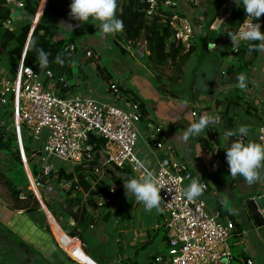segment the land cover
Segmentation results:
<instances>
[{"label":"crops","instance_id":"obj_1","mask_svg":"<svg viewBox=\"0 0 264 264\" xmlns=\"http://www.w3.org/2000/svg\"><path fill=\"white\" fill-rule=\"evenodd\" d=\"M67 1L39 0L35 12L37 22L46 13L52 18L55 17L56 21L59 18L63 20L61 10L66 8ZM197 1L199 3L197 9L183 4L181 11L189 16L201 19L200 21L207 26L209 15L205 5L211 3L213 4V8H211L217 9L222 0ZM232 1L234 2V0H225L227 3ZM214 21L215 18L212 24H214ZM68 25L66 24V27ZM64 26L62 25V27ZM32 31L33 28L29 35ZM227 31L228 21L227 24L222 25L218 33L225 36ZM212 34H216L215 31ZM107 37L109 36L102 35L94 39L90 37V41H87L89 44L85 47L82 46V48L89 49L94 54L93 60L85 63L86 56H89L85 53L86 56H84V61L81 64L82 68L84 66L91 68L105 79V95L100 100L92 98L95 93L91 92L89 94L82 87L86 81L81 72H79L75 81L77 87L74 95H86L85 97H90L100 103L111 102L113 100L108 93L107 82L114 79L121 87L114 102L117 103L118 107L127 110L129 105L134 102L132 95L135 94L134 96L137 99L135 102H138L139 105L142 104L145 111V116L141 111V120L137 124L138 140L134 151L137 160L145 164L155 174L157 166L166 156V152L163 149L155 148L154 142L161 140L172 146L176 151V155L187 163L192 174L200 177L203 183L207 185V189L198 198L205 201L210 212L218 215L217 220L219 222L224 223L229 219L237 227L231 237L233 241L230 242L233 254L230 264H247L246 261L250 259L253 264H264V226L255 227L250 217L241 208V202L244 199L253 198L258 193L264 195V170L261 171V179L252 185L245 183L242 177L234 179L230 176L224 150L237 137H226L224 135L225 129L222 125V116L214 108V101L221 94H227L233 99L239 100L230 110L234 122L232 129L235 130L241 125L248 126L250 131L248 136L244 137V142L258 143L259 100L264 99V51L257 50L253 63L246 71L241 72V75L246 77L244 88L238 86L237 78L240 75H231L228 78L220 76L224 69L223 66H226V62H220L222 69L217 72L215 78L206 83L207 86L203 89H197L196 85L191 90L193 91L192 94L187 96L185 94L180 95L171 89V87L179 86L180 81L178 84L170 85L173 82L171 75L166 76L164 79L163 74L158 72V69L148 70L147 63L141 58L144 52L147 53L145 42H141V45L137 43L135 46H126L125 51L130 50L132 54L130 56L136 62L135 64L125 65V68L128 69L123 76L126 77L124 79L127 80V83L120 85L121 72L117 68H113L114 74L112 75L107 73L106 70H102L100 65L96 63L102 55L100 49L103 47V41H108L107 44H110L111 38L108 40ZM83 42L84 40L81 39L80 44H83ZM199 48H202V42L200 41L197 42V46L191 53L189 62L194 59V53ZM214 50L222 55L224 48L219 46ZM246 53L248 51L244 55ZM249 56L250 53H248ZM17 64L14 66H17ZM2 66L4 71L9 73L10 66L4 63ZM162 66L164 65L158 67ZM186 72L187 69H184L183 76ZM200 75H203V73ZM157 76H160V81ZM85 77L87 78V76ZM159 82L163 85L164 90L161 89ZM128 90H132L134 94H128ZM194 111L198 112V116L197 114L193 116ZM199 112H201V115L212 116L213 120L201 137L183 141L181 137L184 130L190 123L199 120ZM11 116V124H13V131L16 134L21 152L22 168L25 171V175H16L18 178L17 188L23 190L20 197L22 199L25 196V191L33 190V194H36V191L32 187V175L23 153L21 132L17 133L13 113ZM217 116L219 117L218 120L215 119ZM1 154L0 165H6L7 163V166H9L8 157L4 158L5 154L2 152ZM130 175L129 171L123 172L109 168L104 171L102 182L108 185L109 189L111 185L118 186L121 184L123 187V183ZM132 175V177H136V175ZM6 176L10 179L14 177V175ZM15 178L12 180L15 181ZM54 182V179L49 181L52 184L51 191H40V197L41 194L44 195L45 198L43 199L46 200V203L37 200L40 203L37 208L26 210L13 203L14 198L4 185L3 175H0V264H148V260L149 264H152L154 256L158 252L142 253L147 245L153 242L157 231L144 229L141 226L137 229L133 226V212L138 208H142L144 211V208L142 204L135 201L131 194H128V197L126 196L124 187L120 197L110 200L109 203L105 202L100 207L98 197L93 198V202L98 206L88 204V193L78 185L79 189L70 192V194L74 196L77 191L81 192L83 204H80L81 206H70L67 205L65 195L60 193V189L67 190L63 187V182ZM188 184V182L184 183L185 188ZM35 198L38 199L36 195ZM79 207H82L80 211H83V216L81 215L82 212L79 213V210H77ZM51 211L54 212V215ZM70 212H74L79 218L83 217L82 222L75 221L69 215ZM160 215L162 214L160 213ZM59 221L67 226L69 230L75 232L76 236H70L59 225ZM167 237L168 233L166 231L162 236V241L166 244V247ZM79 241L83 244L80 249L78 247ZM260 258L262 259L259 261Z\"/></svg>","mask_w":264,"mask_h":264},{"label":"built area","instance_id":"obj_2","mask_svg":"<svg viewBox=\"0 0 264 264\" xmlns=\"http://www.w3.org/2000/svg\"><path fill=\"white\" fill-rule=\"evenodd\" d=\"M140 1L145 4V16L152 18L158 15L161 22L168 24L172 29V41L182 45L186 51L193 45V40L206 34V26L201 19L181 11L183 4L197 9V0ZM5 3L10 5L12 10L18 11L24 7L25 0H6ZM230 5L236 7L233 1ZM227 16L230 17V14ZM245 19L246 14L234 32L244 29ZM36 24L37 16L34 14L30 30L34 29ZM208 29L212 31L216 28L211 24ZM225 43L224 36L221 43L209 41L207 47L210 50L212 47L224 48ZM226 44L227 59L232 60V57L239 53V47L247 46L249 42L241 40L236 47H233L231 40ZM87 55L90 53L87 52ZM3 63L0 60V103H5L7 98L12 97L17 133L23 130L34 141L42 143L40 151L36 150L31 154V158L33 157L39 167V174L32 177L36 194L40 196V191L52 190L51 183L43 182L48 177L56 179L57 176L58 169L49 159L65 162L70 168L95 161L93 172L98 180L103 179L104 171L109 168L123 172L130 170L129 173L136 177L142 175L143 169L138 166L140 162L134 154L138 140L137 124L142 116L138 102H132L125 110L113 102L100 103L90 97H59L55 94L49 69L44 70L43 74L44 78H47V87L42 76L25 67L22 59L12 76L4 71ZM107 84L108 93L114 101L120 91L119 84L114 79L108 80ZM193 116H196L195 111ZM90 135L95 138L94 141L89 138ZM257 140L258 143H264V99L259 100ZM96 141L99 143L97 146ZM154 145L155 148L166 152V156L157 166L155 175L164 185L160 193L162 202L159 210L162 217L165 215L163 225L168 239L166 252L156 254L152 264H230L233 254L229 240L234 232V222L229 219L224 223L219 222L218 215L208 210L202 198L197 197L189 201L183 195L184 183L201 178L192 174L187 163L176 155L172 146L161 140L155 141ZM41 152L42 156L39 155ZM130 177L132 176L128 178ZM201 182L203 183L202 180ZM203 184L206 190L207 185ZM70 185V181L63 183L65 189ZM116 188V185H111L110 192ZM96 197L99 198V205L110 202L101 192H98ZM82 246L79 241V249ZM246 262L253 264L251 259Z\"/></svg>","mask_w":264,"mask_h":264},{"label":"trees","instance_id":"obj_3","mask_svg":"<svg viewBox=\"0 0 264 264\" xmlns=\"http://www.w3.org/2000/svg\"><path fill=\"white\" fill-rule=\"evenodd\" d=\"M5 2L6 0H0V42H11L12 44L9 47V52L16 63L22 59L23 65L25 67L31 68L35 73L42 76L44 79V85L47 87V78H44V70L39 68L35 48H41L45 52L49 53V65L47 69H49L52 74L51 78L54 84L55 94L59 97L74 95L77 85L75 82L72 83L73 63L77 61L76 66L82 64L84 60L81 61V59L85 56L87 51H89L90 55L87 56L85 63H89L93 60V55H91L92 52L89 49H83L82 45L79 43V40L81 41V38L89 37L99 30L96 26L97 22L90 20L88 24L78 26V22L72 20L69 16V5L71 0H68L66 8L61 10L64 22L60 21L58 23L54 17H50L47 13L43 14L28 39L31 22L37 10L39 0H25L24 7L18 10V17L16 19L17 22L15 27H12L11 25V22L13 21L11 16L13 12L12 7L10 5L3 6V3ZM240 7H242V5H236L230 17H228L226 21L221 22L220 26L213 31L208 29L213 21H208L206 26V34H203L193 40V45L186 51L182 45H177L172 41V29L168 26V24L162 23L158 15H155L152 18H147L145 16V4L143 2L140 0H118L117 15L124 21V28L121 32L109 34V37L107 38L108 40L111 38L109 43L122 52H126L125 50L127 45L135 46L137 43L141 45V42H145L147 53L144 52L141 58L147 63L146 67L148 70L170 62L171 64L176 65L179 72L183 74L184 71H181V69L189 60L191 53L194 51L195 46H197V42H202V50H207V43L209 40L221 43L223 41L224 34L222 36H218V32L216 31H219L222 25L227 24V21L228 31L234 32L235 28L246 14L245 11ZM210 20H213V18ZM5 22L9 23L11 29L4 28L2 26V23ZM257 22L261 24V31H264V14H262V16L259 18V21ZM66 24L72 25L71 28L68 29ZM62 25H65V27H62ZM87 29H89V33L86 31ZM214 31L216 34H212ZM228 31L225 35L226 43L230 41ZM226 43L224 50L222 51V55L227 53L228 45ZM252 43L258 44V42ZM33 44L35 47H33ZM248 48L249 45L239 47V53L236 57L237 60H239L240 66L235 67V72L237 73L246 71L247 68H249L253 63V59L257 54V50L249 52ZM208 51L211 50L208 49ZM246 51L250 53L249 57H245L244 53ZM57 55H60L65 60L63 65L55 63L54 58ZM198 56L201 55L198 54L197 57ZM15 67L16 66L9 68L10 76L13 75ZM229 68V72L230 70H233L231 65ZM159 78L160 76H157L158 80ZM160 86L161 89L164 90L161 83ZM128 94L132 95L134 93L132 90H128ZM134 95H132V97L133 101L135 102L137 99ZM238 102L239 100L233 99L227 94H221V96L214 101V108H216L217 113H220L222 116V125L225 131L233 130L232 128L234 122L230 110ZM8 106L11 107V112H9ZM1 107H7V109L4 110L9 112V116L8 120L4 121V119H0L2 122L0 123V151L7 155L9 159V165L14 169V173L11 175H25L22 168L21 152L15 132L12 131L9 133V131H7V135L3 133L4 129H9V124H11V115L13 113L12 97L7 98L5 103H0V108ZM140 107L143 116H145L143 105L140 104ZM207 108L209 107L207 106ZM200 116L201 114L199 112V117ZM23 132L25 133V131ZM22 136L23 135L21 134V138ZM24 136L25 139H22L23 153L27 159L32 177H36L39 174V167L31 158V154L36 150L40 151L42 148V143L41 141H34L31 137L27 136L26 133ZM98 144L99 143L96 141L95 145L97 146ZM39 155L42 156L43 153L41 152ZM95 163L96 162L93 161L88 165H75L71 168L70 166L66 167L59 165L54 183H64L70 181L71 185L67 190L63 191L60 189V193L66 197L68 202L67 205L81 206L80 204H83L81 192L77 191L74 196H71L70 194V192L79 189L77 188L79 187L78 185L81 186L83 191L88 193V204H92L94 206H98L93 202V198L96 197L98 192H101L104 196L108 197L109 200H114L116 197H120L122 195L123 187L121 184L117 186V191L110 192L109 186L103 184L102 180H98L97 175L93 172V166ZM0 175H3L4 185L8 188L9 194L14 198L13 203H15V205H18L20 208H24L26 210H34L37 208L38 202L32 191H25L24 198L20 199L23 190L17 188L18 183L8 178L6 175L9 174L7 173L0 171ZM131 176H133L132 173ZM50 179L51 177H48L43 182L47 184L49 183ZM81 208L82 207H79L77 210H79V213L82 212L81 215L83 216V211H80ZM53 213L54 212H52V214ZM69 215L75 221L82 222L83 220V217L79 218L74 214V212H70ZM59 225H61V227L66 230L70 236H76V233L69 230L67 226L61 223V221H59ZM236 228L237 227L234 224V231Z\"/></svg>","mask_w":264,"mask_h":264},{"label":"clouds","instance_id":"obj_4","mask_svg":"<svg viewBox=\"0 0 264 264\" xmlns=\"http://www.w3.org/2000/svg\"><path fill=\"white\" fill-rule=\"evenodd\" d=\"M236 5H242L246 13L244 20V29L238 32L228 31V35L233 44V47L239 45L240 41L249 42L248 51L260 50L264 51V31H261L259 18L264 14V0H234ZM118 0H71L69 5V16L72 20L78 22L79 25L88 24L90 20L97 22L102 35L116 34L124 28V21L117 15ZM18 12V11H15ZM13 13V12H12ZM31 31V30H30ZM29 31V32H30ZM252 42H259L253 44ZM33 47L35 45L33 44ZM39 68L46 70L49 65V53L41 48H35ZM55 63L63 65L65 60L57 55ZM238 86L245 87L244 75L238 78ZM219 119V117H215ZM213 120L212 116L201 115L198 121L192 122L184 130L181 139L188 141L190 138L201 137L209 123ZM249 127L241 125L235 130H226V137L236 136L230 146L224 151L226 154V162L229 166V173L232 178L242 177L243 181L252 185L261 179V171L264 170V143L249 141L244 142L243 137L249 134ZM143 169L142 175L138 177H130L124 183L125 194H131L135 201L142 204L146 212L152 210L159 211L162 197L161 189L164 185L145 164L138 165ZM204 184L201 180L194 179L183 190V195L189 200H194L201 196L204 191Z\"/></svg>","mask_w":264,"mask_h":264},{"label":"rangeland","instance_id":"obj_5","mask_svg":"<svg viewBox=\"0 0 264 264\" xmlns=\"http://www.w3.org/2000/svg\"><path fill=\"white\" fill-rule=\"evenodd\" d=\"M3 4H4L3 6L8 5L6 3H3ZM223 6H226L228 8V11H229L228 15L229 14L231 15L234 7H233V5H230L229 2L228 3L225 2V0L221 1V4L218 5L219 8H217V9H212L213 4H211V3L205 5L206 10L208 12L207 14L209 15V22L210 21L212 22L214 20V18L216 19L219 16L221 8ZM13 12H15V11H13ZM39 14H40V12H39ZM17 17L18 16H16L13 19L15 24L17 22L16 21ZM228 17L229 16H226L223 21H226L228 19ZM211 18H213V20H210ZM60 21H63L62 18H59V20H57V22H60ZM2 26L4 28L10 29L8 22L2 23ZM71 26L72 25H68L67 28L68 27L71 28ZM86 31L89 33V29H87ZM92 35H90L89 37H86V38L85 37L81 38L82 40H84L83 44H81V45L84 47L86 45H88L89 42L87 43V41H90V37L92 39H94V38H99L102 36L99 30H97ZM217 35L220 36V33H217ZM98 41L100 42V40H98ZM107 42L108 41H103V47H102V49H100L102 55L100 56V59L96 61V63H98L100 65L102 70H106L107 73H110L112 75L114 74V72H113L114 69L117 68L121 72V75L119 77L121 80L120 85L123 83L126 84L127 80L124 79L126 77H124L123 74L127 71L128 68H125V65L126 64H135L136 60L130 56V55H132L130 50L128 52L124 53V52L120 51L118 48H116L115 46H113L111 44L108 45ZM79 43H80V40H79ZM11 44H12L11 42H8V43L7 42H5V43L0 42V59L4 62L5 65L13 67L17 63L9 52V47L11 46ZM214 49H216V47H212V49H211L212 51L202 50V48H199V50L196 49V51L194 53L195 54L194 59L193 60L191 59L190 62L188 60L186 62V64H184L183 68L181 69V71H184L183 69H185V70L187 69V72L184 74V76H183V74H181L179 72L176 65L171 64L170 62L165 64L162 67H158V68L154 67V68L158 69V72H161L163 74L164 79L166 78V76L169 77L171 75V77H172L171 79L173 82L170 85H175V83L178 84L180 81L181 84L179 86L171 87V89L173 91L178 92L180 95L185 94L187 96H190L193 92L191 90L194 89L196 85H197V89H199V88L203 89L207 86L206 83H208L213 78H215V76L217 75V72L219 70L221 71V69H222L220 66V62H226V66L225 65L223 66V68H224L223 72L220 73L221 77L228 78L231 75H233V76L241 75V73L235 72V67L240 66L239 60H236L237 58L235 56L232 57V60H233V62H232V60L227 59L228 58L227 53L223 54L225 56H221L220 53L215 51ZM131 50H133V49H131ZM198 54H200L201 56L197 57ZM91 55L94 56L93 53H91ZM245 55H246V57H248V53H246ZM83 60H84V57L81 59V61H83ZM76 62L73 63V78H72L73 81H72V83H74L76 81V78H77L79 72H81L83 77L85 78V81H86V83L82 87L89 94L91 92L95 93V94H93L92 98H94L95 100H100V98H102L105 95V88H106L105 79H103L101 77V75L98 72H96L95 70H93V69L91 70V68H88L86 66H84L82 68L81 64H79V66L78 65L76 66ZM227 63H228V66H227ZM18 64H19V62H18ZM114 65H116V66L114 67ZM230 65L232 66L233 70H230V72H229V69H230L229 66ZM142 71H144V69H142ZM201 73H203V75H200ZM85 76H87V78ZM182 79H183V81H182ZM154 82L156 83V81H154ZM107 88H108V85H107ZM83 96L85 97L86 95H83ZM217 96H218V93H217ZM111 102L115 103L114 101H111ZM115 104L117 105V103H115ZM8 108H9L8 109L9 112H11V107L8 106ZM4 109H7V107H1L0 108V119H4V121H5V120H8L9 112L4 110ZM12 126H13V124H9V129L5 128L3 133L5 135H7V133H6L7 131H9V133H11L13 131ZM21 134L23 135L22 139H25V136H24L25 133L23 132V130H21ZM3 157L5 158L7 156L5 155ZM0 158H2L1 152H0ZM32 159H33V157H32ZM49 161L52 162V164L57 169L59 168V165L60 166L61 165L66 166V167L70 166L69 164H67L65 162H60L59 160H56V159H52V160L49 159ZM13 170L14 169L10 165L7 166V163H6V165L5 164L0 165V171L7 173L9 175L14 173ZM24 174H25V171H24ZM16 175L17 174H15L14 177H12V179H14L16 177ZM15 182L18 183L17 177L15 178ZM2 186H3V184H2ZM34 196H35V194H34ZM41 197H42V199L45 198L44 195H42ZM42 199H41V201L43 203H46V200L45 199L42 200ZM36 200H38V199H36ZM39 204L40 203L38 202V205ZM102 204H104V202ZM98 205H99V201H98ZM99 206L101 207V205H99ZM228 206H229V204L226 206L227 209H228ZM160 213H161L160 210L157 211L154 209L151 212H146L145 210L143 211L142 208H140V209L138 208L137 210H135V212H133V223H132L133 226H135L137 229H138V227L141 226L144 229H150V230L157 231L153 242H151L147 245V247L144 249V252L142 254H144L145 252H148L150 254L151 253H157V252L158 253H165L167 250L166 244L162 241V236L166 232V230L164 229V225H163V218L165 215L162 217V215H160ZM111 223H112V220H111ZM229 241L230 242L233 241V238H231ZM261 259L262 258H260L259 261ZM148 264H149V260H148Z\"/></svg>","mask_w":264,"mask_h":264},{"label":"water","instance_id":"obj_6","mask_svg":"<svg viewBox=\"0 0 264 264\" xmlns=\"http://www.w3.org/2000/svg\"><path fill=\"white\" fill-rule=\"evenodd\" d=\"M229 11L226 6L221 8L219 16L214 21V28H218L222 20L228 15ZM18 15V12H13L11 14L12 19H14ZM12 27H15L16 24L14 21L11 22ZM30 35H28L29 39ZM92 141L95 140L94 137L90 135L89 137ZM38 200H41V197L36 194ZM241 208L246 212V214L250 217L252 224L257 227L264 226V195L256 194L253 198L244 199L241 202ZM45 211L49 214L47 209L44 207ZM50 215V214H49ZM50 217V216H49Z\"/></svg>","mask_w":264,"mask_h":264},{"label":"bare ground","instance_id":"obj_7","mask_svg":"<svg viewBox=\"0 0 264 264\" xmlns=\"http://www.w3.org/2000/svg\"><path fill=\"white\" fill-rule=\"evenodd\" d=\"M65 240H66V239H65ZM65 240H64V241H65ZM71 250H72V249H71Z\"/></svg>","mask_w":264,"mask_h":264}]
</instances>
